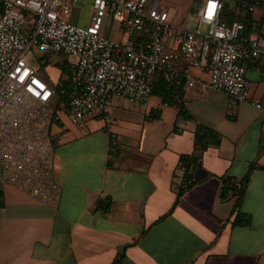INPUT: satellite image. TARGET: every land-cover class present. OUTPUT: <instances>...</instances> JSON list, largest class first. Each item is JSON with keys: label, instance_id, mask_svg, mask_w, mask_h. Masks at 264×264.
<instances>
[{"label": "crops", "instance_id": "0c3cea01", "mask_svg": "<svg viewBox=\"0 0 264 264\" xmlns=\"http://www.w3.org/2000/svg\"><path fill=\"white\" fill-rule=\"evenodd\" d=\"M201 1L158 0L170 22L186 28L197 26ZM223 1L225 22L238 18L245 37L264 35V0L253 10L245 2L254 0ZM245 63L247 100L197 84L184 90L189 117L156 95L146 104L113 96L84 129L65 117L55 130L57 202L33 198L0 176V264H264V57ZM188 71L209 78L200 68ZM152 109L160 117H150ZM199 127L217 140L204 151L195 148ZM195 151L194 183L177 201L180 158ZM246 174L241 210L249 221L236 224L235 198L222 196L224 179ZM105 198L107 209L99 206Z\"/></svg>", "mask_w": 264, "mask_h": 264}, {"label": "built area", "instance_id": "2783aa9c", "mask_svg": "<svg viewBox=\"0 0 264 264\" xmlns=\"http://www.w3.org/2000/svg\"><path fill=\"white\" fill-rule=\"evenodd\" d=\"M79 1L0 0L1 174L4 181L46 202L61 196L54 175L61 135L52 126L60 118L53 102L63 82L42 79L30 64V49L75 57L70 69L76 94L68 117L81 129L97 111L108 110L113 96L148 103L158 73L171 84L185 79L183 90L199 84L222 90L235 101L247 100L245 61L264 57V35L245 37L243 20L225 22L223 0H202L195 28L172 24L158 0H91L90 23L83 26L71 20ZM260 3L246 1L245 6L253 10ZM112 20L130 36L142 33L143 39L106 36ZM188 67L207 71L209 78L193 76Z\"/></svg>", "mask_w": 264, "mask_h": 264}, {"label": "trees", "instance_id": "16d2710c", "mask_svg": "<svg viewBox=\"0 0 264 264\" xmlns=\"http://www.w3.org/2000/svg\"><path fill=\"white\" fill-rule=\"evenodd\" d=\"M246 1V0H244ZM224 2V1H223ZM225 7V3L223 6V10ZM222 10V16H223ZM245 23V22H244ZM246 24V23H245ZM61 80L62 85H58L56 87L57 90V99L55 108L60 110V118L59 120L55 121L52 126L53 133H56V128L62 127L64 123V118L68 117V109H69V102L72 97L76 94V89L74 84L71 80V69L70 64L68 63V59H65L61 68ZM185 79L181 80V83H169L167 82L162 74L158 73L155 75V78L152 83V95L159 96L161 98L162 103L170 104V105H177L179 107V112L183 114L185 117H189L190 115L186 112L183 103L184 97V90L182 89V85L184 84ZM64 89L65 91L62 92L61 90ZM178 93L179 97H175L174 95ZM152 118L160 117V114H156L155 110L152 109L150 115ZM70 120V119H69ZM217 142L216 137L214 136V132L210 128L206 127H199L195 137V148L200 151H204L211 143ZM200 155L195 152L190 154H183L180 158L181 166L184 168V181L178 187V196L177 201L185 192V190L190 187L193 183V172L200 161ZM234 177H226L224 179V186L222 190L223 197H233L235 198L234 209L236 212V216L234 219V223L236 224H243L249 221V216L247 213L241 210L242 201L247 191V184L249 175L246 174L245 177L239 181ZM4 193L3 190L0 188V206L3 207L5 205L4 202ZM111 203V200L105 198L101 200L99 206H104V208H108ZM118 263L116 260L113 264Z\"/></svg>", "mask_w": 264, "mask_h": 264}, {"label": "rangeland", "instance_id": "374dc122", "mask_svg": "<svg viewBox=\"0 0 264 264\" xmlns=\"http://www.w3.org/2000/svg\"><path fill=\"white\" fill-rule=\"evenodd\" d=\"M90 7H91V0H83L76 2L74 4L73 8V15H72V22L77 23L79 25L87 26L90 23V17H89V12H90ZM195 16H196V12ZM194 21V18L191 21ZM121 25L119 21L113 20L111 25L107 26L106 29V36H111V38L117 39V40H122L124 39V36H128L127 29L124 33L123 29L121 28ZM138 31L133 32L131 35V38H134L135 36L138 35ZM27 55L29 56L30 59V64L37 67L39 69V76L44 79L47 82L52 81V79H56L58 76V69L59 65L63 63V58L59 55H53L50 52H43L42 50L39 49H30L27 52ZM65 57V56H63ZM70 59H75L74 56H71ZM45 60L47 61L46 64H42L41 61ZM155 97H151V101L155 100ZM56 104V100L53 102ZM1 164H0V176H1Z\"/></svg>", "mask_w": 264, "mask_h": 264}]
</instances>
